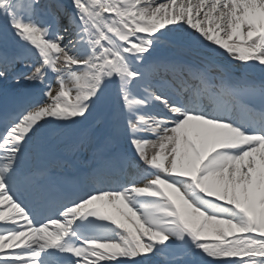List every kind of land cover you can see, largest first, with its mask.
<instances>
[{
    "label": "snow or ice",
    "instance_id": "6c2138e0",
    "mask_svg": "<svg viewBox=\"0 0 264 264\" xmlns=\"http://www.w3.org/2000/svg\"><path fill=\"white\" fill-rule=\"evenodd\" d=\"M0 85V264H264V0H0Z\"/></svg>",
    "mask_w": 264,
    "mask_h": 264
},
{
    "label": "bare ground",
    "instance_id": "6f19581e",
    "mask_svg": "<svg viewBox=\"0 0 264 264\" xmlns=\"http://www.w3.org/2000/svg\"><path fill=\"white\" fill-rule=\"evenodd\" d=\"M164 54H166L165 53V49H161V52L160 53H158V55H164ZM0 224H4V222L3 221H0ZM161 264H163V262H161Z\"/></svg>",
    "mask_w": 264,
    "mask_h": 264
}]
</instances>
